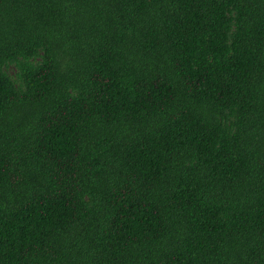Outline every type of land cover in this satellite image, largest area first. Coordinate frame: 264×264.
Segmentation results:
<instances>
[{"label": "trees", "instance_id": "1", "mask_svg": "<svg viewBox=\"0 0 264 264\" xmlns=\"http://www.w3.org/2000/svg\"><path fill=\"white\" fill-rule=\"evenodd\" d=\"M0 264H264V0H0Z\"/></svg>", "mask_w": 264, "mask_h": 264}]
</instances>
